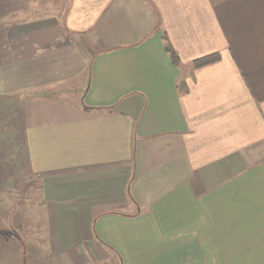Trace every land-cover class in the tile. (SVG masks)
<instances>
[{
    "label": "crops",
    "instance_id": "0c3cea01",
    "mask_svg": "<svg viewBox=\"0 0 264 264\" xmlns=\"http://www.w3.org/2000/svg\"><path fill=\"white\" fill-rule=\"evenodd\" d=\"M65 1L0 28V264H264V0Z\"/></svg>",
    "mask_w": 264,
    "mask_h": 264
},
{
    "label": "rangeland",
    "instance_id": "374dc122",
    "mask_svg": "<svg viewBox=\"0 0 264 264\" xmlns=\"http://www.w3.org/2000/svg\"><path fill=\"white\" fill-rule=\"evenodd\" d=\"M46 7L49 9L47 11ZM67 7V2L64 0H0V28L6 27L8 25L14 24V23H20L24 22V20L30 18L31 12L34 9L37 8H42L44 12H50L52 11V8L54 10L59 9L60 15H63V12L66 10ZM45 8V10H44ZM56 12V11H55ZM40 15H44L42 12ZM35 16V15H33ZM33 18V17H31ZM1 38V36H0ZM3 46L0 45V48ZM82 99L81 98H75V99H66L63 101L67 102H80ZM16 105H15V104ZM15 125V126H14ZM15 127L16 129V136H15V141H12L9 138L10 131L9 129H13ZM21 124L19 121V115H18V107H17V102L13 100H5L0 101V143L6 140L7 142H11L13 147H15V155L18 157V155L21 156V171L23 177L28 175L27 171V165H26V156H25V149L24 147L17 146L18 143V136L20 139L22 138L21 134ZM6 130V131H5ZM3 135V136H2ZM5 135V138H4ZM14 136V134H13ZM4 139V140H3ZM21 142V140H20ZM6 143V142H5ZM9 144V143H8ZM11 147V146H10ZM8 148L6 145L4 147H0V160L2 162H6L4 158L8 155H11V152H5L2 153L4 150L7 151ZM11 150V149H10ZM5 155V156H4ZM9 157V156H8ZM17 164V163H16ZM17 166V165H16ZM22 183H28V180H22ZM4 237H2L3 239ZM6 245V244H5ZM5 247L3 246V249ZM6 261V260H4ZM21 261L17 260V264H20ZM42 261L38 259V261H34L31 264H41Z\"/></svg>",
    "mask_w": 264,
    "mask_h": 264
},
{
    "label": "trees",
    "instance_id": "16d2710c",
    "mask_svg": "<svg viewBox=\"0 0 264 264\" xmlns=\"http://www.w3.org/2000/svg\"><path fill=\"white\" fill-rule=\"evenodd\" d=\"M163 39H164V43H165V50H166L167 54L169 55L171 61L173 62V64L180 66L181 62H180V58H179L178 53L176 52V50L174 49V47L172 46V44L170 43V41L168 40L166 35H164ZM218 60H219V56L211 55V56H208V57L194 61L192 63V67L193 68H200V67L212 64Z\"/></svg>",
    "mask_w": 264,
    "mask_h": 264
}]
</instances>
